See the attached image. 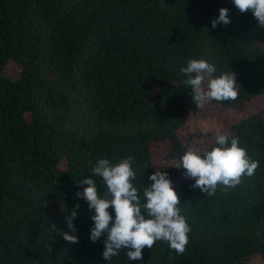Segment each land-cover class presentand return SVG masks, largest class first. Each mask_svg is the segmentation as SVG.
I'll use <instances>...</instances> for the list:
<instances>
[{
  "label": "trees",
  "instance_id": "16d2710c",
  "mask_svg": "<svg viewBox=\"0 0 264 264\" xmlns=\"http://www.w3.org/2000/svg\"><path fill=\"white\" fill-rule=\"evenodd\" d=\"M221 8L231 23L213 27ZM192 59L214 65L212 78L235 73L238 98L211 104L231 109L221 134L259 162L253 176L212 195L174 167L194 148L180 132L201 119L180 72ZM130 155L142 203L158 168L173 182L191 229L182 255L157 241L142 260H128L125 248L108 261L106 235L90 239L95 211L77 196L88 187L81 181L94 179L100 198L111 199L92 169ZM255 261L264 264V27L253 13L233 0H0V264Z\"/></svg>",
  "mask_w": 264,
  "mask_h": 264
},
{
  "label": "clouds",
  "instance_id": "9594fccd",
  "mask_svg": "<svg viewBox=\"0 0 264 264\" xmlns=\"http://www.w3.org/2000/svg\"><path fill=\"white\" fill-rule=\"evenodd\" d=\"M240 13L251 12L261 27H264V0H233ZM231 23L229 9L221 8L218 19L212 26ZM216 71L214 65L204 59H192L180 72L187 79L185 85L191 88L196 107L203 109L212 101H235L238 98V83L235 73L226 72L212 78ZM215 143L217 147L201 153L198 149L189 148L174 167L186 169V177L195 180L192 185L207 195H212L218 185L234 188L242 181V177L255 174L259 162L252 160L246 149L239 146L238 138H229L217 130ZM134 157L128 156L115 165L109 159H100L92 169L95 176H100L107 185L111 199L100 198L94 179L87 178L81 183L88 185L83 192L77 193L94 209L91 218L94 227L90 239L93 242L106 235L103 258L111 261L119 255L121 249H128V260H142L143 249H151L157 241L167 242L178 254H183L189 243L188 233L191 231L186 219L181 215L178 205L180 198L173 187V182L166 171L159 168L149 177L152 183L143 190L145 203L141 202L138 189L132 181L136 171L132 165ZM80 206H75L78 209ZM114 208L115 220L109 213ZM144 209L149 218L142 214ZM77 211L73 210L67 217L68 227L76 232L73 220ZM54 226V225H53ZM55 227V226H54ZM69 243H78L76 235L64 233Z\"/></svg>",
  "mask_w": 264,
  "mask_h": 264
},
{
  "label": "rangeland",
  "instance_id": "374dc122",
  "mask_svg": "<svg viewBox=\"0 0 264 264\" xmlns=\"http://www.w3.org/2000/svg\"><path fill=\"white\" fill-rule=\"evenodd\" d=\"M230 111L231 109L222 111L219 106H213L211 103L206 104L202 111L199 112L201 119H189L187 127L180 132L182 141L185 142L188 134H190L194 137V148L199 149L206 139H213L216 137L217 130L223 133L227 129V122L225 117H223V113H229ZM158 153H165L164 146L158 148ZM254 264H256V261Z\"/></svg>",
  "mask_w": 264,
  "mask_h": 264
}]
</instances>
